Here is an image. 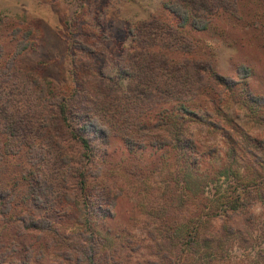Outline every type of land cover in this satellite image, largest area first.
I'll use <instances>...</instances> for the list:
<instances>
[{
  "label": "rangeland",
  "instance_id": "1",
  "mask_svg": "<svg viewBox=\"0 0 264 264\" xmlns=\"http://www.w3.org/2000/svg\"><path fill=\"white\" fill-rule=\"evenodd\" d=\"M166 2L0 0V149L9 158L0 169V189L15 194L7 217L44 218L60 234L38 239L37 233H18L0 215V264H87L63 255L68 244L87 243L80 211L63 205L54 211L21 199L28 185L21 176L45 182L57 174L53 153L41 164L28 159L26 148L8 156L15 143L5 144L7 122L19 110H37L40 87L30 74L64 97L75 120L93 111L92 124L112 129L105 135L90 126L88 134L98 162L88 195L102 205L90 208L102 240L96 264H264V104L254 103L264 98V0H232L235 13L218 11L204 31L179 28ZM19 41L28 48L11 62ZM136 49L172 66L188 59L210 62L217 74L237 81L234 93L203 89L186 103L198 117L183 116L177 101L144 106L143 115L131 109L133 128L124 133L121 117L111 119L112 105H128V54ZM175 74L161 70L154 76L164 86ZM109 117L117 122H106ZM160 118L182 125L187 146L180 154L141 137L137 125L152 126ZM127 136L132 150L123 141ZM112 202L114 215L106 217Z\"/></svg>",
  "mask_w": 264,
  "mask_h": 264
},
{
  "label": "trees",
  "instance_id": "2",
  "mask_svg": "<svg viewBox=\"0 0 264 264\" xmlns=\"http://www.w3.org/2000/svg\"><path fill=\"white\" fill-rule=\"evenodd\" d=\"M231 1L167 0L165 8L177 18V26L179 28L184 29L190 25L195 30L204 31L209 28L213 16L218 11L225 10L235 13V8ZM151 23L157 27L160 26L156 23V20ZM28 45V42L21 41L11 62H14L15 58L28 48ZM144 52L136 49L128 54L133 71L131 70L132 72L128 73L131 79L126 90L128 94H125L123 98L124 103H128L129 108L128 105H123V102L112 105L113 114L111 119L117 120L118 116L121 117L120 119L125 123L124 133L129 132L133 128L130 122L131 115H129L131 109L137 115H143L145 113L144 109H146L144 106H148L146 110H150L160 102L177 101L179 102V108L183 111V116L193 115L198 117L197 114L188 108L186 103L195 99L203 89L217 86L222 91H227L230 94L234 93V84L237 81L217 74L210 62L199 63L188 59L181 64L172 66L164 57ZM135 58L141 59L138 67L134 66ZM161 70H172L173 73H176L174 78L170 80L171 82L167 80L164 86L160 85V81L156 80L154 76L156 71ZM139 71L144 73V78L140 77ZM30 78L34 86L40 87L38 88V94H36L37 110L33 114L19 110L18 114L7 122L5 127L7 128L6 136L8 141L6 140L5 144L10 147V143H15V146H13L15 147L14 150H8L10 151L8 156L11 155L10 153H16L19 150L22 152L26 148L28 149L26 152L28 159L33 164H41L47 155H50L48 152H51L53 153L52 167L56 169L57 174L54 177L51 174L47 175L45 182L39 178H36L37 180L35 178L31 179V174L29 173L21 176V180L28 183L25 190L26 194L21 199L25 200V202L26 200L28 202L29 199L36 206L48 207L54 211L60 205L69 210L80 211L83 215L81 224L87 230L85 235L87 243L84 246L68 244L64 248L63 255L67 257L66 259L79 263L85 261L87 264H96L100 253V241L102 240L96 232V225L91 217L93 214L90 208L97 205L96 210L98 211L102 205L97 204L98 200H93L94 198L91 199L90 195H88V189L92 182L90 180L91 175L94 178L98 177V173L96 175L93 173L95 165L96 168L98 167V162L95 160L97 156L94 151L96 149L94 147L95 140L93 142L88 134L90 126L93 127L94 131H97L96 133L105 135V131L109 134L112 129L105 128L104 130L99 128L96 122L92 124L93 121L91 120L93 118L91 115H93V111L89 112L88 119L77 118L75 120L68 114L64 97L56 96L52 93L46 82L37 79L34 74H30ZM108 81L115 83V80L112 79H108ZM155 91L160 92L159 97H156ZM254 103L264 104V98H257ZM96 107L98 106L96 105ZM98 111L101 112V110ZM0 115L3 117V112L0 111ZM111 119L109 117L106 122L112 125L117 122H113ZM87 121L90 124H86ZM137 127L142 138L151 139L150 145L153 147H174L180 154V148L187 146L182 141V136L185 135L182 125L169 124L165 118H160L152 126L138 124ZM1 136L2 131L0 130V138ZM127 137L129 138H123V141L132 150L135 144L130 136ZM108 145L110 146L107 142L104 147L107 148L109 147ZM188 145H190V142ZM105 153L106 150L101 154ZM35 154H39L40 158L37 159ZM8 160L4 158V154L0 149V169L3 163L8 164ZM29 177L30 179H28ZM48 186L55 187L54 193H46ZM14 199L15 194L10 190L1 191L0 189V215L6 221L17 225L19 227L18 233H37L36 238L38 239L40 237L44 238V235L50 232L57 236L60 235L58 230L52 228V223L50 224L44 218H37V216L28 213L14 219L8 218L7 214L12 209ZM101 201L103 200L99 202ZM112 209H114V202H112L109 210L105 211L106 217L114 215ZM99 213L95 214L98 219L101 216ZM52 241L57 242L54 238H52ZM189 241L192 240L189 239Z\"/></svg>",
  "mask_w": 264,
  "mask_h": 264
}]
</instances>
